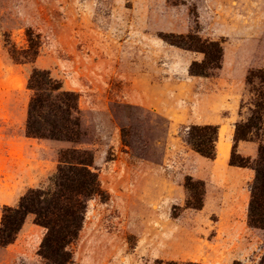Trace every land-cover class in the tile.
I'll list each match as a JSON object with an SVG mask.
<instances>
[{
	"label": "rangeland",
	"instance_id": "1",
	"mask_svg": "<svg viewBox=\"0 0 264 264\" xmlns=\"http://www.w3.org/2000/svg\"><path fill=\"white\" fill-rule=\"evenodd\" d=\"M27 32L39 37L34 58ZM169 34L219 43L220 67L191 76L203 54ZM35 69L77 96V141L27 136ZM248 119L235 161L264 144V0H0V222L28 190L52 188L64 153H89L100 192L67 264H264V229L247 222L254 170L229 163ZM205 124L218 127L213 159L185 142ZM187 178L203 183L200 209L186 206ZM44 234L28 215L0 264H51Z\"/></svg>",
	"mask_w": 264,
	"mask_h": 264
},
{
	"label": "trees",
	"instance_id": "2",
	"mask_svg": "<svg viewBox=\"0 0 264 264\" xmlns=\"http://www.w3.org/2000/svg\"><path fill=\"white\" fill-rule=\"evenodd\" d=\"M26 36L27 52L34 58L39 47V37L31 32H27ZM161 38L171 45L203 54L202 61L190 64L191 76L207 77L210 70L220 67L222 49L217 42L204 41L194 35L169 34L162 35ZM60 87L59 83L50 78L48 72L37 69L32 71L28 80V88L33 94L28 103L25 124L27 136L68 141L79 139V123L73 115L77 110V96L70 91H59ZM254 127L255 123L251 119L235 124L234 145L229 163L240 167L249 166L254 170V178L249 187L247 222L253 227L264 229V144L259 146L257 157L253 161H235L238 158L236 143L251 140L249 134ZM217 138L218 127L211 124L191 125L185 133L188 146L207 159H213L216 155ZM91 164L92 157L85 151L71 150L64 153L51 189H30L20 198L18 205L3 207L0 246L12 243L26 217L32 215L34 223L45 229L39 254L51 264H67L71 258L67 247L76 240L82 228L87 201L100 192L98 177L92 171ZM184 185L188 192L186 206L200 209L203 203V183L187 178ZM161 264L199 263L169 261Z\"/></svg>",
	"mask_w": 264,
	"mask_h": 264
},
{
	"label": "bare ground",
	"instance_id": "3",
	"mask_svg": "<svg viewBox=\"0 0 264 264\" xmlns=\"http://www.w3.org/2000/svg\"><path fill=\"white\" fill-rule=\"evenodd\" d=\"M223 131H222V136H223ZM218 148H219V152H220V155L221 156H227L228 155V152H229V144L227 143H224L223 141H220L219 142V145H218Z\"/></svg>",
	"mask_w": 264,
	"mask_h": 264
},
{
	"label": "crops",
	"instance_id": "4",
	"mask_svg": "<svg viewBox=\"0 0 264 264\" xmlns=\"http://www.w3.org/2000/svg\"><path fill=\"white\" fill-rule=\"evenodd\" d=\"M205 125H208V124H205ZM222 131H223V130H221V132H220L221 135H222ZM218 151H219V148H218ZM228 153H229V152H228ZM219 154H220V152H219Z\"/></svg>",
	"mask_w": 264,
	"mask_h": 264
}]
</instances>
